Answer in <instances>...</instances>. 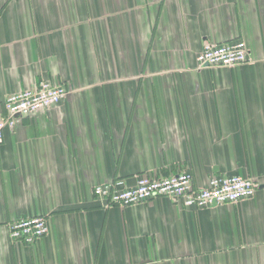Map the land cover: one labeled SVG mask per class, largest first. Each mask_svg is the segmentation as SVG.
Returning <instances> with one entry per match:
<instances>
[{"label": "crops", "instance_id": "crops-1", "mask_svg": "<svg viewBox=\"0 0 264 264\" xmlns=\"http://www.w3.org/2000/svg\"><path fill=\"white\" fill-rule=\"evenodd\" d=\"M235 40L250 63L197 69L204 42ZM42 80L68 94L4 131L0 264H264V0H0V115ZM183 171L258 188L199 211L92 194ZM31 217L47 236L12 243Z\"/></svg>", "mask_w": 264, "mask_h": 264}, {"label": "built area", "instance_id": "built-area-1", "mask_svg": "<svg viewBox=\"0 0 264 264\" xmlns=\"http://www.w3.org/2000/svg\"><path fill=\"white\" fill-rule=\"evenodd\" d=\"M195 60L198 70L234 68L251 61L250 51L243 40L223 44L206 41ZM67 94L65 85L42 80L34 88L7 95L3 101L4 113L0 115V144L6 129H13L21 119L60 104ZM257 188L250 178L228 174L212 176L206 187L198 188L194 187L191 174L183 171L157 178L140 176L133 186H127L123 180L101 184L93 188L92 194L105 207L123 209L165 198L184 208L199 211L248 200L254 196ZM47 234L46 221L41 217L21 219L8 226L12 243L29 246Z\"/></svg>", "mask_w": 264, "mask_h": 264}]
</instances>
